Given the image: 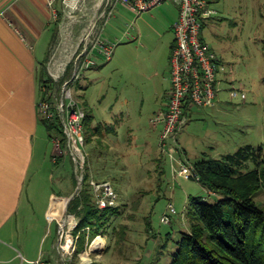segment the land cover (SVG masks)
Segmentation results:
<instances>
[{"label": "rangeland", "instance_id": "rangeland-1", "mask_svg": "<svg viewBox=\"0 0 264 264\" xmlns=\"http://www.w3.org/2000/svg\"><path fill=\"white\" fill-rule=\"evenodd\" d=\"M218 4L213 6L216 14L224 15L226 19L208 29L210 38L216 41L214 46L218 44L226 52V70L234 78V84L230 86L243 89L245 98L243 101L230 98L228 91L224 89L220 92V100L215 107L201 108V112L197 110L199 107L194 106L191 109L190 118L177 134V145L185 149V159L189 162H194L203 155L218 157L221 154L233 153L246 144L254 148H264V0H220ZM102 6L92 5L91 0H76L71 5L69 0H56L51 11L54 37L49 45L47 37H42L34 46L35 55L39 60L47 50L44 60L45 82L40 84V91L45 93V96L49 95L50 100L55 102L61 95L65 81L74 96L81 95L83 85H88L85 98L90 107H93V118L110 117L113 112L131 116L133 111L140 119L139 122L146 124L149 111L146 104H142V108L139 107L140 94L137 91L141 93L142 90L138 74L150 70L148 48L135 47L134 42L125 45L120 42L127 41L122 36L123 31L130 32L136 22L145 28L146 41H152L153 38L150 39L149 35L158 30L163 34L160 40L162 42L168 30L167 21L175 14L174 4L172 0H163L142 11L143 14L139 15L143 16L144 22L143 19H137L138 15L135 17L123 4L114 5L112 16L103 26L105 34L112 35V41L117 42L110 59H102L101 69L87 79H83L80 71L79 75L71 80L75 70V58L83 47L81 39L90 23L101 22L98 13ZM145 22L148 27L143 25ZM114 35L117 38H114ZM137 60L141 61L138 63ZM120 73L126 80L123 79L119 83ZM124 83L126 90L121 92ZM130 87L135 88L130 90ZM55 115L52 111L51 115L46 117L52 119ZM42 130L44 131L43 127ZM55 137L59 139L60 146H64L60 137ZM128 143L122 147L124 156H118L115 150L104 151L103 144L100 145L98 139H92L82 145L84 162L87 160L84 170L85 184L91 191L89 179L96 182L109 181L118 195L119 213L113 217V222L107 228L110 235L98 234L92 239L85 238L83 247L79 250L75 241V251L69 262L73 260L77 264H86L94 259L101 260L103 264H169L180 231L188 227L187 196L199 195L207 202L218 198V195L209 193L200 182L173 175L172 165L177 167L175 154L173 159L160 155L159 166L157 161L148 158L150 154H159L157 139L148 142L132 137ZM51 146L52 143L49 142L48 149ZM61 148L63 159L59 161L58 166L66 179L73 178V189L70 186L63 190L54 181L50 186L55 193L72 191L73 197L80 191L83 179L76 188L74 163L68 150ZM247 164L252 166L250 160ZM47 165L56 177V165L48 160ZM253 199L258 204H264L262 187L255 191ZM169 202L176 212L171 214L169 223H162L159 218ZM67 203L56 214L58 221L65 220L67 213L75 216L74 212L66 210ZM119 223L125 224L127 228L124 240L116 243L112 227L117 229ZM52 229L54 230V224ZM96 237L101 239V245L94 246L88 252L89 262L82 263V258H86L84 250H88L89 244Z\"/></svg>", "mask_w": 264, "mask_h": 264}, {"label": "crops", "instance_id": "crops-1", "mask_svg": "<svg viewBox=\"0 0 264 264\" xmlns=\"http://www.w3.org/2000/svg\"><path fill=\"white\" fill-rule=\"evenodd\" d=\"M47 1L0 0V264H32V260L39 256L44 260H51L56 256V214L64 207L72 191L55 193L50 185L54 181L57 186L60 185V188L66 190L70 186L73 189L74 184L73 178L66 179L61 167L58 166L59 161L63 159V152L57 155L54 161L52 160L55 151L54 142L48 137L39 121L36 107L40 99L36 68L45 52L42 59H37L34 46L42 37H47L49 45L52 28L51 11L56 4V0H52L50 5ZM91 1L92 5L98 7L103 2V0ZM219 1L209 0V3L213 7ZM172 2L175 14L167 21L168 30L162 42L160 40L163 34L158 30H154L153 34L149 35L150 39L153 38L151 42L148 39L146 41L145 28L140 26L139 22H136L130 32L123 31L122 36L127 41L120 43L125 45L134 42L135 47L148 48L150 70L138 74L142 90L140 89L141 93L136 91L140 94L139 107L142 108V104H146L149 113L146 124H141L133 111L131 116L113 112L110 117L100 119L92 117L94 135L92 138L98 139L100 145L103 144L104 151L115 150V154L124 156L122 147L131 142L132 137L148 142L157 139L160 124L153 125L149 118L165 109L170 87L168 59L173 44L171 25L177 16V5L173 0ZM138 18L142 20L143 16L138 15ZM224 19H226L224 15L215 12L200 30L201 38L208 43L217 57V92L214 104L207 106L210 108L218 104L220 92L234 84V78L226 70V52L220 45L214 46L216 41L210 38L211 34L208 30ZM143 25L148 27L146 22ZM103 26L102 37L112 41V35H106ZM114 38L117 37L114 35ZM93 52L95 64L82 70L83 79L97 73L103 66L100 62L102 57L97 52ZM140 61L137 60L138 63ZM123 79L126 80L120 73L118 82H122ZM125 87L126 83L121 92H125ZM87 88L88 85H83L81 96L87 107L92 110L93 107H90L89 101L85 98ZM131 88L135 87H130V90ZM192 108L194 106L189 107V118ZM201 108L206 107H199L197 110L201 112ZM49 142L52 146L48 149ZM181 149L187 157L185 149L183 147ZM158 153L148 155V158L157 161V165L160 164L159 149ZM47 160L56 165L54 168L55 175L58 174L56 177L48 167ZM211 194L216 195L212 192Z\"/></svg>", "mask_w": 264, "mask_h": 264}, {"label": "built area", "instance_id": "built-area-1", "mask_svg": "<svg viewBox=\"0 0 264 264\" xmlns=\"http://www.w3.org/2000/svg\"><path fill=\"white\" fill-rule=\"evenodd\" d=\"M63 1L68 2V0ZM74 1L76 0H69L70 5ZM162 1L103 0V6L98 13L101 22L98 24L97 21H93L88 25V30L81 39L83 47L75 58V70L71 80H74L80 71L95 64L93 51L97 52L104 60L110 59L116 42L103 38L101 30L103 24L111 16L114 5L121 3L132 13L139 15L142 11ZM173 1L177 5V16L171 25L173 44L168 59L170 87L165 109L154 114L150 118V122L153 125L160 124L157 135L160 154L167 155L171 159H173V154L177 156L175 158L177 167L172 165L173 175L198 181L199 176L193 163L185 159L183 150L177 145V134L189 119V107H207L214 104L217 92V57L209 48L208 43L201 38L200 30L202 25L215 14V9L210 5L209 0ZM47 3L50 5L52 0H48ZM227 91L230 98H239L241 101L245 98L243 89L229 86ZM36 107L39 113L46 116H50L53 111L51 104L45 99H39ZM54 110L60 119L61 131L64 135V146H60L57 137L52 138L55 146L52 160L54 161L55 157L62 152L61 147H65L74 163L73 170L77 175L76 177L82 179L84 164L82 120L84 111L78 100L72 95L67 81L62 85L60 97L54 102ZM89 184L91 185L94 202L99 208L117 205L118 195L109 181L96 182L89 179ZM175 212L172 203H167L165 212L159 218L160 222L169 223L171 214ZM56 222V256L51 260H44L39 256L32 260V264H68L75 251L77 235L72 231L76 226L77 218L67 213L65 220L58 221L56 219ZM84 229L88 231L87 226ZM90 250H92L90 246L88 250H84L87 256ZM82 260V263H86L89 257L82 258Z\"/></svg>", "mask_w": 264, "mask_h": 264}, {"label": "trees", "instance_id": "trees-1", "mask_svg": "<svg viewBox=\"0 0 264 264\" xmlns=\"http://www.w3.org/2000/svg\"><path fill=\"white\" fill-rule=\"evenodd\" d=\"M53 37L51 28V39ZM46 54L47 50L36 68V80L40 99L49 101L55 112L54 101L40 91V84L45 82ZM74 97L84 111L83 143H89L94 136L91 125L93 116L82 96ZM38 116L48 137L59 136L63 145L64 135L59 116L56 114L52 119L41 113ZM249 160L252 163L251 167L247 164ZM85 162L81 189L66 206V210L74 212L77 218L73 233L77 235L78 250L82 249L85 238L92 239L98 234L110 235L107 228L113 222V217L119 213L118 205L103 208L96 205L92 192L85 184L84 170L87 167V160ZM193 165L199 176L198 182L207 191L218 195V198L207 202L199 195L187 196L188 227L180 231L169 264H264V204H258L253 199L255 191L260 187L264 190V148L260 146L254 148L246 144L233 153L218 157L203 155L195 160ZM85 226L88 227V231H85ZM126 228L123 223H119L117 229L112 227L116 243L124 240ZM68 264L77 263L72 260ZM86 264L103 263L101 260L93 259Z\"/></svg>", "mask_w": 264, "mask_h": 264}, {"label": "bare ground", "instance_id": "bare-ground-1", "mask_svg": "<svg viewBox=\"0 0 264 264\" xmlns=\"http://www.w3.org/2000/svg\"><path fill=\"white\" fill-rule=\"evenodd\" d=\"M101 245V239L99 237L94 238V240L92 241L91 245H90V249L94 248V246H99ZM85 254V257L87 258V253L83 252ZM84 258V257H83Z\"/></svg>", "mask_w": 264, "mask_h": 264}, {"label": "water", "instance_id": "water-1", "mask_svg": "<svg viewBox=\"0 0 264 264\" xmlns=\"http://www.w3.org/2000/svg\"><path fill=\"white\" fill-rule=\"evenodd\" d=\"M80 181L81 179L79 177H76V188L79 187V184H80ZM73 194H71L68 198H67V201L72 197ZM66 201V203H67Z\"/></svg>", "mask_w": 264, "mask_h": 264}]
</instances>
